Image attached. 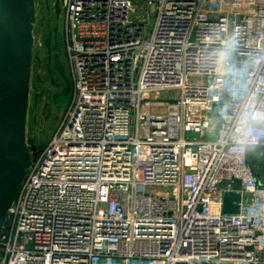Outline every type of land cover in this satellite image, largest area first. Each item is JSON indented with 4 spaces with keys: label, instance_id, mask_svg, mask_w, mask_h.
Returning <instances> with one entry per match:
<instances>
[{
    "label": "built area",
    "instance_id": "obj_1",
    "mask_svg": "<svg viewBox=\"0 0 264 264\" xmlns=\"http://www.w3.org/2000/svg\"><path fill=\"white\" fill-rule=\"evenodd\" d=\"M55 4L71 102L30 150L0 264H264V144L239 149L240 104L201 60L224 25L264 97V0Z\"/></svg>",
    "mask_w": 264,
    "mask_h": 264
},
{
    "label": "water",
    "instance_id": "obj_2",
    "mask_svg": "<svg viewBox=\"0 0 264 264\" xmlns=\"http://www.w3.org/2000/svg\"><path fill=\"white\" fill-rule=\"evenodd\" d=\"M54 7L58 15V4ZM35 22V0H0V235L15 191L31 164L27 119L35 58ZM56 46L55 42L52 51ZM43 55L40 48L36 58L40 60ZM53 69L65 79L57 55ZM65 85L69 92L66 79Z\"/></svg>",
    "mask_w": 264,
    "mask_h": 264
},
{
    "label": "rangeland",
    "instance_id": "obj_3",
    "mask_svg": "<svg viewBox=\"0 0 264 264\" xmlns=\"http://www.w3.org/2000/svg\"><path fill=\"white\" fill-rule=\"evenodd\" d=\"M35 4L36 22L33 31L35 58L27 119V141L29 149L38 155L43 146L38 144L37 133L40 130H46L49 137L60 125L71 102L73 88L70 83V92H63V82L53 70V55L56 54L64 66L65 76L69 80L62 11L56 15L53 6H51V0H35ZM55 41L57 48L52 52L50 49ZM40 48L44 50V55L41 60H38L36 56ZM32 160H35V157L32 156Z\"/></svg>",
    "mask_w": 264,
    "mask_h": 264
},
{
    "label": "clouds",
    "instance_id": "obj_4",
    "mask_svg": "<svg viewBox=\"0 0 264 264\" xmlns=\"http://www.w3.org/2000/svg\"><path fill=\"white\" fill-rule=\"evenodd\" d=\"M207 39L214 41V45L203 50L201 57L205 67L220 69L224 79V91L233 101L239 102L240 108L234 115L224 109L227 119L240 124L239 149L242 151L255 150L264 144V97L248 98L247 73L252 61L243 66H237L234 61L240 48V41L229 33L224 25H216L207 34ZM243 98V99H242ZM227 139V137H222Z\"/></svg>",
    "mask_w": 264,
    "mask_h": 264
},
{
    "label": "flooded vegetation",
    "instance_id": "obj_5",
    "mask_svg": "<svg viewBox=\"0 0 264 264\" xmlns=\"http://www.w3.org/2000/svg\"><path fill=\"white\" fill-rule=\"evenodd\" d=\"M54 11H55V7H54ZM59 12H60V10H59ZM55 14H56V12H55ZM55 33H56V31H55ZM56 42V41H55ZM55 42H54V44H55ZM54 44H53V46H54ZM53 46H51V51H52V47ZM55 48H57V46L55 47ZM54 51H55V49H54ZM54 51H52V52H54ZM56 54H54L53 55V59H54V56H55ZM39 60V59H38ZM41 60V59H40ZM60 61V60H59ZM61 63V62H60ZM62 64V63H61ZM63 66V65H62ZM64 67V66H63ZM54 70V69H53ZM55 71V70H54ZM55 73L57 74V77L58 78H60L61 80H62V82H63V92H65V93H68L67 91H66V89H67V87H66V85H65V79L68 81V83L70 84V80H68L67 78H66V76H65V79H63L61 76H59V74L55 71ZM64 74H65V72H64ZM62 92V93H63ZM69 92H70V90H69ZM51 123V122H50ZM47 137H48V131H46V130H40L38 133H37V141H38V144L39 145H42V143H43V141L45 140V139H47Z\"/></svg>",
    "mask_w": 264,
    "mask_h": 264
}]
</instances>
